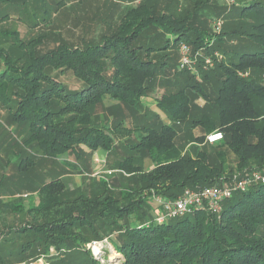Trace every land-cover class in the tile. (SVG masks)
Returning a JSON list of instances; mask_svg holds the SVG:
<instances>
[{
    "label": "trees",
    "instance_id": "16d2710c",
    "mask_svg": "<svg viewBox=\"0 0 264 264\" xmlns=\"http://www.w3.org/2000/svg\"><path fill=\"white\" fill-rule=\"evenodd\" d=\"M263 2L0 0V104L13 103L40 156L18 167L49 160L52 171L30 188L36 199L0 196V264H264L263 181L234 190L220 213L159 222L155 199L264 174ZM184 43L192 65L180 68ZM147 98L170 122L147 120L160 114ZM128 113L140 121L127 124ZM214 130L224 138L207 143ZM85 148L107 151L118 172L70 188L54 164L90 175ZM105 238L114 260L88 247Z\"/></svg>",
    "mask_w": 264,
    "mask_h": 264
},
{
    "label": "rangeland",
    "instance_id": "374dc122",
    "mask_svg": "<svg viewBox=\"0 0 264 264\" xmlns=\"http://www.w3.org/2000/svg\"><path fill=\"white\" fill-rule=\"evenodd\" d=\"M56 2L57 0L56 1L46 0V4L48 3V6L50 7V9H52L55 6ZM9 7L11 6L6 5L5 10L3 12H9ZM263 7H264V2H263ZM2 10H3V7L2 8L0 7V11ZM12 11H14L15 13V10H12ZM12 105L11 103L9 104V106H11V110H10L9 107L0 104V181L3 182L0 187V196H2L3 198L9 199V198H12L14 195L18 194V192L22 193L25 191H29L31 196L30 198L25 199L26 202H28V200L30 201L31 198L33 200L36 197L35 192L32 191V189L30 190V188H32L33 185L39 184L40 182H45L47 179V176H50L52 171L48 169L50 167L49 160L41 161L39 164L36 165L34 169H31L30 167H27V169L25 170L19 169L18 165L21 162V160L26 159L29 156H33L34 158H36L37 156L39 159L40 156H38L39 155L38 151L31 149L30 146H26L23 143L24 136H23V133L21 132V127L13 119V113H14L15 108L12 107ZM146 118L147 120L152 121V122L155 121V118H157L158 121H161L162 119L165 121L162 115L159 114V116L156 117L155 114L152 115L150 112L148 113V116ZM139 121H140V117L138 116V114L134 113V115L132 114L130 116V114L128 113L127 124H131L132 122H139ZM167 121L168 120H166L165 122ZM169 122H170V119H169ZM177 127L179 131L184 130L186 127V124H183L180 126L178 125ZM202 132L203 131L199 128L195 130V134L196 133L200 134ZM190 137H191V133L187 134L184 141L182 139L179 140V142H177L179 147L180 148L185 147L186 144L188 143L187 139L191 140ZM62 158L65 159V157H62ZM87 161H89V159ZM146 161L147 163L150 162L149 160H146ZM57 162L58 164L55 163L54 166L56 165V167H58L62 165L61 164L62 162L60 160H58ZM47 163L49 164L46 168L45 166ZM95 169L93 167V171L90 170V172H92L90 173V175L86 174L88 173L89 170L88 169L85 170V174L82 173L83 175H81V180L85 179V177L88 178L89 176H98L99 173H100L99 175L105 173L104 172L105 167H103V165H100L96 169L98 170L97 174H94ZM30 175L31 176L33 175L34 178L37 176L33 183H32L33 180ZM19 177H22L24 180L20 179ZM18 178L20 180H18ZM110 180L112 181V186L119 187L114 184L115 182H117V180L115 179H110ZM103 244L104 246L102 245L98 249L99 256H102V257L109 256L108 258L112 260L113 256L116 254L115 246L113 245V243L112 245L108 244L105 240ZM91 247L90 249L92 250V252L95 251L96 248L93 247L92 245ZM95 252H97V249ZM30 264H50V263H47L46 259L42 258V259H39L37 262H33Z\"/></svg>",
    "mask_w": 264,
    "mask_h": 264
},
{
    "label": "built area",
    "instance_id": "2783aa9c",
    "mask_svg": "<svg viewBox=\"0 0 264 264\" xmlns=\"http://www.w3.org/2000/svg\"><path fill=\"white\" fill-rule=\"evenodd\" d=\"M139 1V0H138ZM225 3L230 9L233 5H238V0H219ZM214 29L216 31L222 30L224 26V16H219L213 20ZM190 48L187 44L181 46L182 59L180 68L185 65H192L191 58L189 56ZM224 138V133L221 130H214L209 132L206 135V142L210 144L217 143ZM111 173V172H110ZM264 182V174L259 171H253L246 178L240 179L233 186L230 185H209L200 190L185 188L182 194L174 198H164L162 196L156 195L155 199L157 202L164 206L163 211L159 213L157 221L163 222L165 218H175L182 216L186 213L193 212L197 209L208 208L214 213H220L222 209L223 202L230 198L233 194V191L236 189H246L253 182ZM104 240L108 244H112L107 238L100 241H93L88 243V247L91 245L95 248H99L100 243H104ZM102 246V245H101ZM104 246V244H103ZM92 248V247H91ZM94 248V249H95ZM96 251V249H95ZM93 251L94 256L101 261H104L105 258L99 256V250L97 252ZM117 253V250L115 251Z\"/></svg>",
    "mask_w": 264,
    "mask_h": 264
},
{
    "label": "crops",
    "instance_id": "0c3cea01",
    "mask_svg": "<svg viewBox=\"0 0 264 264\" xmlns=\"http://www.w3.org/2000/svg\"><path fill=\"white\" fill-rule=\"evenodd\" d=\"M125 3V2H124ZM125 6L127 5V3L126 4H124ZM109 99H106V103L107 104H110V103H112V101H110ZM149 108H151L152 110H154V111H158V112H160V114L162 115V117L165 119V120H168L169 121V119H168V117H167V115L166 114H164L160 109H159V107H157V101L155 100V99H153V98H147L146 99V103H145ZM85 150H86V152H88V155L86 156L87 158H86V164H87V166L89 167V169H91L92 171H93V167H94V169L96 168H98L100 165H103V167H105V173H109V174H112V173H116V172H118L117 170H114L113 168H109V161H110V157L108 156V152L107 151H105L104 149H98V150H96V151H93V152H90L89 150V148H85ZM89 159V161H87ZM114 158H111V161L113 160ZM109 160V161H108ZM146 160H149V159H146ZM145 160V167L147 168V169H150V168H152L153 167V164L151 163V161L149 162V163H147V161ZM47 166H48V163L46 164V168H47ZM97 166V167H96ZM74 166H70V165H68V166H58V168H59V170L60 169H65L66 170V172H65V174H63L62 175V178H63V180L66 182V184L68 185V187H70V188H77V187H81V185L83 184L84 185V183L85 182H87V183H89L90 182V179L89 178H86L85 177V179H82L81 180V175H83L82 173H80L78 170L76 171V170H74L75 168H73ZM102 168V167H101ZM72 169V170H71ZM95 169V170H96ZM114 171H113V170ZM94 170V174H97V171L98 170H96L95 171ZM111 172V173H110ZM105 173H103V174H105ZM100 174V173H99ZM98 174V176H100ZM102 175V174H101ZM82 185V186H83ZM29 191H25V192H23L24 194H26V193H28ZM30 193V192H29ZM35 199H36V197H35Z\"/></svg>",
    "mask_w": 264,
    "mask_h": 264
},
{
    "label": "bare ground",
    "instance_id": "6f19581e",
    "mask_svg": "<svg viewBox=\"0 0 264 264\" xmlns=\"http://www.w3.org/2000/svg\"><path fill=\"white\" fill-rule=\"evenodd\" d=\"M101 245H103V242L102 243H100L98 246L100 247ZM112 245V244H111ZM97 250L99 249V248H96Z\"/></svg>",
    "mask_w": 264,
    "mask_h": 264
}]
</instances>
